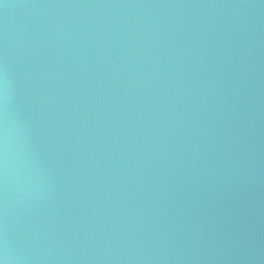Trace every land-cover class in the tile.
I'll return each mask as SVG.
<instances>
[{"label":"water","instance_id":"obj_1","mask_svg":"<svg viewBox=\"0 0 264 264\" xmlns=\"http://www.w3.org/2000/svg\"><path fill=\"white\" fill-rule=\"evenodd\" d=\"M4 264H264V0H0Z\"/></svg>","mask_w":264,"mask_h":264},{"label":"clouds","instance_id":"obj_2","mask_svg":"<svg viewBox=\"0 0 264 264\" xmlns=\"http://www.w3.org/2000/svg\"><path fill=\"white\" fill-rule=\"evenodd\" d=\"M0 264H4V262L2 260H0Z\"/></svg>","mask_w":264,"mask_h":264}]
</instances>
